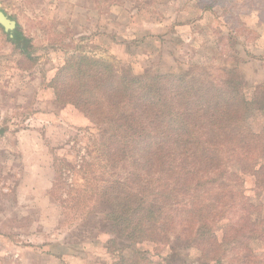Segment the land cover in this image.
Masks as SVG:
<instances>
[{"label":"trees","instance_id":"obj_1","mask_svg":"<svg viewBox=\"0 0 264 264\" xmlns=\"http://www.w3.org/2000/svg\"><path fill=\"white\" fill-rule=\"evenodd\" d=\"M245 3L264 14V0ZM12 41L34 59L18 27ZM223 74L135 76L85 54L56 66L47 84L57 102L96 133L77 165L56 159L50 195L63 215H101L112 264H177L178 245L196 248L198 264H264L251 246L264 247V85L250 98L235 70ZM62 167L76 177L57 195Z\"/></svg>","mask_w":264,"mask_h":264},{"label":"rangeland","instance_id":"obj_2","mask_svg":"<svg viewBox=\"0 0 264 264\" xmlns=\"http://www.w3.org/2000/svg\"><path fill=\"white\" fill-rule=\"evenodd\" d=\"M0 6L31 40L34 59L26 61L27 83L51 65L85 54L135 76L186 73L220 81L226 78L225 68L233 69L250 98L257 85H264V38L245 25L255 20V10H249L245 0H0ZM260 15L264 22V14ZM31 84L26 114H0V122L9 125V132L0 137V264H70L54 258L62 253L79 256L78 264H112L116 256L106 251L108 234L101 229L100 214L90 213L81 220L74 219L72 211L61 215L41 196L43 185L38 197L29 188L33 169L28 165L37 156L39 136L15 135L14 128L32 127L36 119L30 114ZM88 124L76 130L59 124L49 133L59 139L74 136L75 154L83 156L88 137L96 133ZM60 174L63 183L58 184L57 195L70 190L76 177L67 167L60 168ZM245 188L253 194L250 177ZM263 195L264 189L258 197L264 204ZM47 238L55 243L49 249L39 245ZM251 246L256 249L259 241ZM175 247L177 264H198L196 248Z\"/></svg>","mask_w":264,"mask_h":264},{"label":"crops","instance_id":"obj_3","mask_svg":"<svg viewBox=\"0 0 264 264\" xmlns=\"http://www.w3.org/2000/svg\"><path fill=\"white\" fill-rule=\"evenodd\" d=\"M4 12L6 13L5 10ZM249 14L251 15V13ZM253 14L255 17L254 22H245V25L250 29H256L259 32V38H264V22L260 19L256 11H254ZM8 16L14 19L9 14ZM16 27L20 29L17 22ZM20 31L24 36H27L22 29H20ZM13 34L14 31L7 32L0 25V114H26L27 85L32 83L31 85L34 87L31 97L33 110L30 114H33L36 119L32 124H30L32 127H20L16 125L14 133L15 135L28 133L39 136V139H36L38 145L34 149L36 150L35 155L37 156L34 158L35 161L29 163L31 165H28L31 169H33V171L30 170L29 174L33 177L31 180L32 185L29 186V188L33 192V195L38 197V190L41 189V186L43 185L44 188L40 192L41 196L45 197L48 203L53 205V209H55V211H58L59 209L60 214L62 215V207L59 202L53 199L50 195L55 177V161L56 159H65L72 165H77L79 162V155L77 157L75 154V148L73 147V143L75 142V139H73L74 136L72 138L70 136L67 138L68 135L65 134L61 136V139H59L54 138L49 131L59 124L61 126H65L68 130H76L81 126L86 125L88 120L80 112L73 110L70 107L60 105L57 102L53 89L47 84V82L54 75L56 65H51L50 68L44 71L43 75H33L29 78L30 81L27 83V73L29 70L26 66L27 57L26 54L12 41ZM21 111H24V113H21ZM2 118L3 117L0 116V120ZM8 129L9 125L5 126L3 121L0 122L1 138H4L5 134L9 132ZM17 139L18 137H16V140ZM28 166L25 165L24 169H27ZM43 171H45L46 174L45 178L42 177ZM29 175H26V177ZM21 180H19V182ZM39 213L40 210L38 209V214ZM34 214H37V212H34ZM53 243L54 242H52V240L47 238L46 241L39 242V245L49 249L48 247L52 246ZM259 244L260 246L253 249L258 254H264V247L261 242H259ZM49 256L52 257L53 253ZM55 256L56 257L54 258H61L70 264H78L81 259L79 256L69 253H62L59 255L60 257L58 254Z\"/></svg>","mask_w":264,"mask_h":264},{"label":"water","instance_id":"obj_4","mask_svg":"<svg viewBox=\"0 0 264 264\" xmlns=\"http://www.w3.org/2000/svg\"><path fill=\"white\" fill-rule=\"evenodd\" d=\"M0 25L7 32H13L16 27L14 19L10 18L7 13L0 6Z\"/></svg>","mask_w":264,"mask_h":264}]
</instances>
